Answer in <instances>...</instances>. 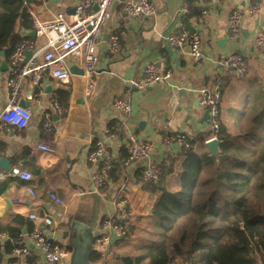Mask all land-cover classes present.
<instances>
[{
    "label": "crops",
    "instance_id": "0c3cea01",
    "mask_svg": "<svg viewBox=\"0 0 264 264\" xmlns=\"http://www.w3.org/2000/svg\"><path fill=\"white\" fill-rule=\"evenodd\" d=\"M79 1L46 0L36 6L42 9L40 15L34 14L32 5L33 31L37 23L49 22L60 13H71ZM124 1H114L103 28L90 97L84 96L81 62L69 59L67 66L72 78L67 83L58 82L49 72L41 76L38 86L34 85L32 76L22 78L19 105L31 111L30 121L21 130L0 126V163L4 160L10 171H25L31 176L29 182L11 177L0 181V232L7 230L16 217L29 220L48 243L64 254L54 264H69L71 252L67 247V235L64 238L63 233L67 234L65 224L70 219L86 224L93 217V247L103 253L100 264H121L110 259L112 253L117 256L138 255L153 248L158 225L151 219V214L157 198L143 191L138 173L148 164L161 162L169 151L162 146V141L173 134L181 133L190 139L205 136V144L209 138V119L203 120L207 112L199 103L201 91L219 89L222 93L221 120L232 121L250 104L260 84L264 85V70L260 67L264 65V56L256 55L253 50L256 30L259 27L264 29V0H258L262 6L260 17L254 19L245 14L240 33L234 38L227 34L228 15L234 6L243 5L246 0H218L219 7L216 8L209 0H196L195 7L202 13L187 24L184 16L188 0H145L154 10L145 18L125 15L122 12ZM186 27L201 39L202 50L196 59L189 56L187 47L172 50L168 46L167 39L176 30ZM33 31H20V37L32 45L33 52H37L44 42L36 34L34 39L31 38ZM116 32L119 50L110 56L103 36L108 39ZM230 56H240L247 62L244 79L234 78L235 71L224 64ZM41 58L42 54L33 56L32 63L39 64ZM2 60L7 62L8 71L0 72V114L10 96L7 86L10 63L9 59L0 58ZM146 65H153L162 73L169 72L170 80L143 91H133L128 114L115 110L114 100L127 90L128 82L139 76ZM251 75L256 80L250 78ZM234 80L244 83L239 92L246 96V102L241 108L238 107ZM246 80L250 83L248 87L245 86ZM60 93L68 99L65 109L59 105ZM61 101H64L63 97ZM223 109L226 110L224 118ZM110 127L116 130V136L108 134ZM132 138L136 142L152 144V152L144 159L121 166L120 181L107 186L103 192L102 187L97 196H93L88 177L91 179L101 166L99 162L97 165V162L86 161L92 141L101 144L110 161L118 159L122 148L130 151ZM41 147L48 151H42ZM10 171L0 168V172L6 175ZM30 189L35 191L34 197L29 195ZM45 192L59 197L63 205L46 199ZM120 202L132 212L129 219L134 218V234L130 241L117 244L120 239H113L109 247L101 246L97 240L107 235L103 227L107 216L111 215L113 223L115 220L120 223L116 216ZM21 233L23 243L31 249V235L26 228ZM5 240L0 236V243ZM31 251L38 258L36 264H49L33 249ZM13 258L23 260L25 257ZM8 262L9 257H4L2 264Z\"/></svg>",
    "mask_w": 264,
    "mask_h": 264
},
{
    "label": "trees",
    "instance_id": "16d2710c",
    "mask_svg": "<svg viewBox=\"0 0 264 264\" xmlns=\"http://www.w3.org/2000/svg\"><path fill=\"white\" fill-rule=\"evenodd\" d=\"M195 3L188 0L186 24L202 13ZM31 8L24 0H0V54L4 53L7 60L23 42L20 31L34 30ZM186 29L188 35L194 34ZM59 105L63 109L68 105L61 93ZM219 119L217 158L208 154L205 136L188 138L192 150L169 148L155 164L160 172L157 183L145 182L144 170L138 173L143 191L157 198L151 219L158 225L159 238L143 254L112 253L110 259L121 264H264V85L260 84L250 104L232 121L221 120V113ZM108 134L116 136V130L110 127ZM95 144L92 141L89 154L95 151ZM129 157L130 151L122 148L118 159L109 161L101 192L120 181L121 166L128 164ZM174 176H178L176 181ZM133 221H124L125 235L117 244L130 241ZM114 223L120 224L117 220ZM23 228L29 236L35 230L32 222L16 217L7 230L0 232L6 238L0 243V264L4 257H9L11 264L37 263L29 247V256L13 258L16 250L26 247ZM66 235L64 231L63 237ZM102 255L101 250L94 249L91 264H100Z\"/></svg>",
    "mask_w": 264,
    "mask_h": 264
},
{
    "label": "built area",
    "instance_id": "2783aa9c",
    "mask_svg": "<svg viewBox=\"0 0 264 264\" xmlns=\"http://www.w3.org/2000/svg\"><path fill=\"white\" fill-rule=\"evenodd\" d=\"M46 0H24L25 3L33 6L40 5ZM115 0H80L77 6L69 14H57L49 22L37 23L35 34L43 40L44 45L37 52H33V47L29 42H22L9 58L10 72L8 75V88L10 92L9 100L0 114V126L7 125L17 129H24L31 118V111L19 105L20 82L26 75L33 78L34 85L38 86L41 76L45 72L58 82L67 83L72 78V74L67 66L69 59L80 61L82 70V80L85 83L84 96L90 97L92 91V76L98 64L97 48L101 43L102 31L109 20L112 5ZM211 1L212 7H219L218 0ZM245 1V0H244ZM153 7L145 0H126L122 3V12L131 18H145L153 14ZM251 18H258L262 14V6L258 0H246L243 5L234 6L228 15L227 34L229 37H237L241 30L244 15ZM168 46L172 50L188 48L191 58H198L202 50V43L196 33L188 35L180 28L176 30L168 39ZM106 50L110 56L118 53L119 37L118 32L108 37ZM253 50L258 56H264V29L258 28L253 39ZM29 53L33 62V56L42 54L39 64L32 63L29 67L23 66L25 54ZM28 63V64H29ZM27 64V65H28ZM224 64L235 71V78L242 80L245 78L247 70L244 61L240 56H230L226 58ZM26 69H22L25 68ZM171 78L169 72L162 73L153 65H146L139 76L128 82V88L113 102V108L124 114H128L131 109V94L133 91H143L147 88L162 83H167ZM199 103L204 111L209 115L208 134L209 138L205 144L215 140L220 126V104L222 93L219 89L213 92L203 90L200 92ZM132 147L128 163H134L146 158L153 150L150 143L136 142L131 139ZM165 148L177 146L187 152L193 149V145L188 142V137L181 133L173 134L162 141ZM48 151L46 147L40 148ZM87 163H100V168L90 179L94 192L105 186L107 173L109 170V158L102 150L101 144L96 143L95 151L87 155ZM5 177L18 178L23 182H29L31 176L25 171L12 170L7 175L0 172V181ZM143 178L147 183L155 184L160 178V172L154 164H148L144 168ZM31 197L35 196V191H28ZM44 197L56 205L62 206L63 201L51 192H45ZM117 219L120 224H114L111 215L107 216L103 222V227L107 232L106 236L97 240L98 244L109 247L113 239H122L125 235L123 223L132 216L131 210L126 208V204H117ZM29 245L49 264L57 263L64 256L57 247L48 243L40 230H34L29 238ZM28 246L16 250V258L29 255ZM30 249V248H29ZM7 264H11L8 262Z\"/></svg>",
    "mask_w": 264,
    "mask_h": 264
},
{
    "label": "water",
    "instance_id": "95a60500",
    "mask_svg": "<svg viewBox=\"0 0 264 264\" xmlns=\"http://www.w3.org/2000/svg\"><path fill=\"white\" fill-rule=\"evenodd\" d=\"M35 15H40L42 9L40 7L34 6L32 8ZM30 37L34 39L35 32L33 31L30 34ZM104 41H107V38L103 36ZM0 58L4 59V53L0 54ZM30 61V54L26 53L24 57V61L22 63L23 66H26L28 62ZM8 71V64L5 60L0 61V72L4 73ZM82 72H80V76H82ZM21 107L24 108L22 104H20ZM209 119L208 113L204 114L203 120L206 121ZM205 147L208 151V154L211 157L217 158L219 154V143L216 140H212L211 142H208L205 144ZM177 146H174L173 149H177ZM99 165V163H97ZM0 168H2L5 171H10L8 168V164L6 161H2L0 163ZM84 170L86 172V167L84 163ZM88 176V175H87ZM89 180V186H90V192L93 196H97V194L94 192V189L92 187L90 178ZM67 228V247L70 249V258H69V264H91L90 258L94 251L93 247V217L90 218V220L86 223H80L79 221L75 219H70L65 224ZM26 232L23 231V234ZM31 249H33L31 247Z\"/></svg>",
    "mask_w": 264,
    "mask_h": 264
},
{
    "label": "rangeland",
    "instance_id": "374dc122",
    "mask_svg": "<svg viewBox=\"0 0 264 264\" xmlns=\"http://www.w3.org/2000/svg\"><path fill=\"white\" fill-rule=\"evenodd\" d=\"M263 64H264V62H262ZM261 67V69L262 70H264V65H262V66H260ZM233 76H234V74H233ZM263 76H264V72H263ZM253 76L251 75L250 76V78H252ZM250 78H248L247 80H249ZM253 80H256V78H252ZM247 80H246V82H247ZM251 83L253 84V82L251 81ZM234 84L236 85V87H237V96H238V107L239 108H241L244 104H245V102H246V96H243V94H241L240 92H239V90H240V88H241V86H243L242 84H244L243 82H241V81H236V80H234ZM235 85H233V86H235ZM250 85V83L249 82H247L246 84H245V86H249ZM231 95V94H230ZM224 111L222 112V118H224L225 117V109H223ZM177 177L178 176H174L173 177V181H176L177 180ZM157 239L159 238V236H155Z\"/></svg>",
    "mask_w": 264,
    "mask_h": 264
}]
</instances>
